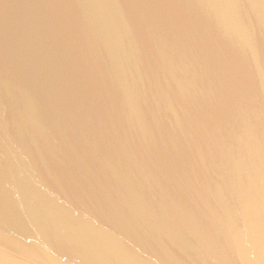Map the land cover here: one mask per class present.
<instances>
[{
	"label": "water",
	"instance_id": "1",
	"mask_svg": "<svg viewBox=\"0 0 264 264\" xmlns=\"http://www.w3.org/2000/svg\"><path fill=\"white\" fill-rule=\"evenodd\" d=\"M0 264H264V0H0Z\"/></svg>",
	"mask_w": 264,
	"mask_h": 264
}]
</instances>
